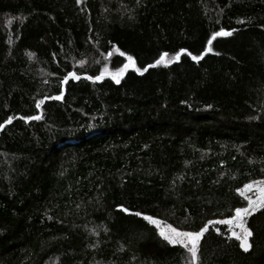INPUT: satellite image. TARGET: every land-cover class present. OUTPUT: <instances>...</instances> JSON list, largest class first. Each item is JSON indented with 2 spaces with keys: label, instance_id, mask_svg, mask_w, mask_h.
Instances as JSON below:
<instances>
[{
  "label": "trees",
  "instance_id": "obj_1",
  "mask_svg": "<svg viewBox=\"0 0 264 264\" xmlns=\"http://www.w3.org/2000/svg\"><path fill=\"white\" fill-rule=\"evenodd\" d=\"M0 124V264H264V0H0Z\"/></svg>",
  "mask_w": 264,
  "mask_h": 264
},
{
  "label": "snow or ice",
  "instance_id": "obj_2",
  "mask_svg": "<svg viewBox=\"0 0 264 264\" xmlns=\"http://www.w3.org/2000/svg\"><path fill=\"white\" fill-rule=\"evenodd\" d=\"M224 35H229V33L224 32V31L214 32L212 34V38H215L217 36H224ZM212 38H210L208 40L209 44L212 43ZM208 50L209 49H205V51H208ZM183 51H185V50L181 49V52H183ZM176 55H177V57H179L180 52H178ZM191 58L194 61L200 59V57L196 56V55H193ZM160 59L161 60L164 59V56L162 55ZM128 61L132 62V57L129 56L128 57ZM157 63H159V61H157ZM127 66L128 65H125L124 67L127 68ZM123 70L124 69H121L120 71H123ZM96 78L99 79L100 77H96ZM114 79H116V77H114ZM117 82H119L118 79H117ZM58 98L59 97H57V99ZM39 104H40V102H37V107H39ZM32 118L33 117H25V119H32ZM36 118H39V117H36ZM10 120H11V117H9V121H6L5 123L10 122ZM0 127H3V124H0ZM262 183H264V182H262ZM249 187H250V185H245L244 186L245 189H247ZM238 191H241V190H238ZM262 191H264V190H262ZM260 208H264V199H262L260 201L249 200V206L248 207H246V208H236L235 209V218L236 219H240L243 215H251L252 213L256 212ZM125 211H127V210H125ZM135 215L140 216L141 213L137 212V213H135ZM144 219L146 221H148L149 223L153 224V225H159L160 224V222L158 220H156L155 218L150 217V216H144ZM225 222L231 223V221H225ZM209 223H211V222H209ZM239 226L241 228H243L244 232L247 235H251V232L246 227H244L243 221H241ZM205 230H206V226L202 227L197 232H183V231H178L177 229L172 228V227L169 226L168 232L160 231L159 234L165 240H167L169 243H183L184 239L187 238L188 241H190L191 244H192L191 251L193 252V256L195 257V250H196V246H197V241L200 239L201 235L204 233ZM233 235H236V234L233 233ZM237 239H240V237L237 236ZM241 247L244 248V250H247L249 245H247L246 242H242L241 243Z\"/></svg>",
  "mask_w": 264,
  "mask_h": 264
},
{
  "label": "rangeland",
  "instance_id": "obj_3",
  "mask_svg": "<svg viewBox=\"0 0 264 264\" xmlns=\"http://www.w3.org/2000/svg\"><path fill=\"white\" fill-rule=\"evenodd\" d=\"M130 66V65H128ZM102 74H109L111 75L113 78L114 77H117L119 75V73H112L109 71V69H103V73ZM264 178L261 179V180H257L255 182H252L248 185H250L249 188L245 189L244 187L241 189V191L239 193H241L247 200V206H249V200H252V201H260L262 199H264ZM245 207V208H246ZM245 217H247V215H243L240 219H236L235 218V213L234 215L227 219V220H224L223 223L226 225V227L228 228V232H230V235L234 238L237 239V236L240 237L239 240V244H241L242 242H246V244L248 243V237L249 235H247L243 228H241L239 225L241 223V221H243L244 223V227H245ZM157 220V219H156ZM159 221V220H158ZM225 221H231V223H227ZM160 222V221H159ZM157 230H158V233L160 231H165V232H168V229H169V225H166V224H163L162 222H160L159 225H154ZM171 227V226H170ZM173 228V227H172ZM178 231H181V230H178ZM183 232H186V231H183ZM233 233H235L236 235H233ZM160 235V234H158ZM161 236V235H160ZM162 237V236H161ZM163 238V237H162ZM201 238V237H200ZM164 239V238H163ZM165 240V239H164ZM167 241V240H166ZM199 241V240H198ZM197 241V243H198ZM168 242V241H167ZM170 244H179L183 247H187L189 249V251L191 252V255L193 256V252L191 251L192 249V244L190 241H188L187 238L184 239L183 243H170ZM248 245V244H247ZM196 251V250H195ZM194 257V256H193Z\"/></svg>",
  "mask_w": 264,
  "mask_h": 264
}]
</instances>
